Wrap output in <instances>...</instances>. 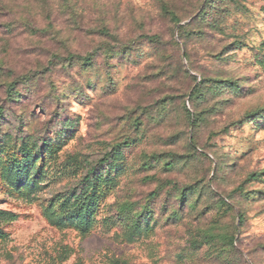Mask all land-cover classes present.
<instances>
[{"label":"rangeland","instance_id":"1","mask_svg":"<svg viewBox=\"0 0 264 264\" xmlns=\"http://www.w3.org/2000/svg\"><path fill=\"white\" fill-rule=\"evenodd\" d=\"M0 264H264V0H0Z\"/></svg>","mask_w":264,"mask_h":264},{"label":"trees","instance_id":"2","mask_svg":"<svg viewBox=\"0 0 264 264\" xmlns=\"http://www.w3.org/2000/svg\"><path fill=\"white\" fill-rule=\"evenodd\" d=\"M175 19H176V17L175 16H173ZM101 164H104L105 162H106V160L105 159H103V160H101ZM253 177H257V175L256 176H253ZM90 179V177L89 176H87V180H89ZM242 220V219H241Z\"/></svg>","mask_w":264,"mask_h":264}]
</instances>
